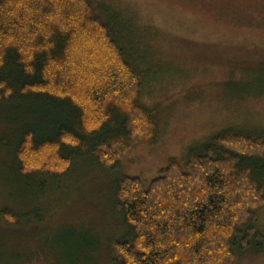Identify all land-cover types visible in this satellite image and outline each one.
Segmentation results:
<instances>
[{
  "label": "trees",
  "instance_id": "1",
  "mask_svg": "<svg viewBox=\"0 0 264 264\" xmlns=\"http://www.w3.org/2000/svg\"><path fill=\"white\" fill-rule=\"evenodd\" d=\"M135 18L105 0H0V110L20 116L9 148L30 192L69 175L81 157L115 170L134 142H158L163 107L143 103L147 79L184 62L154 65ZM209 85L175 99L193 103ZM114 193L130 238L112 245L113 264H234L254 241L264 250V129L225 128L150 184L122 177ZM0 216L19 224L11 211Z\"/></svg>",
  "mask_w": 264,
  "mask_h": 264
},
{
  "label": "rangeland",
  "instance_id": "2",
  "mask_svg": "<svg viewBox=\"0 0 264 264\" xmlns=\"http://www.w3.org/2000/svg\"><path fill=\"white\" fill-rule=\"evenodd\" d=\"M105 1L136 17L139 36L156 53L154 65L184 62L167 72L154 66L159 74L147 79L143 103L163 107L160 138L148 147L134 142L115 170L81 157L69 175L33 193L15 172L9 148L20 116L0 110V212L19 219L11 225L0 216V264H113L112 245L130 238L115 210L117 180L130 176L148 185L172 158L182 159L216 132L264 129V0ZM246 67L258 72L246 75ZM222 82L241 84L230 89L217 85ZM207 84L211 90L191 104L175 99ZM245 91L256 94L238 95ZM258 229L264 233V207ZM258 249L254 241L234 264H264Z\"/></svg>",
  "mask_w": 264,
  "mask_h": 264
}]
</instances>
